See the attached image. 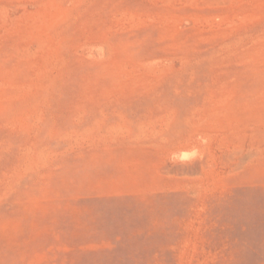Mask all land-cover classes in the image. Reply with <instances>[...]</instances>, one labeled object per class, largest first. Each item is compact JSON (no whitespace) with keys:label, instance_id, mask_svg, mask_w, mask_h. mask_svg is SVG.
Instances as JSON below:
<instances>
[{"label":"rangeland","instance_id":"374dc122","mask_svg":"<svg viewBox=\"0 0 264 264\" xmlns=\"http://www.w3.org/2000/svg\"><path fill=\"white\" fill-rule=\"evenodd\" d=\"M0 264H264V0H0Z\"/></svg>","mask_w":264,"mask_h":264},{"label":"bare ground","instance_id":"6f19581e","mask_svg":"<svg viewBox=\"0 0 264 264\" xmlns=\"http://www.w3.org/2000/svg\"><path fill=\"white\" fill-rule=\"evenodd\" d=\"M180 150H183L184 148H179ZM182 169V168H181ZM189 169V168H188ZM183 170V169H182ZM193 170V169H192Z\"/></svg>","mask_w":264,"mask_h":264}]
</instances>
